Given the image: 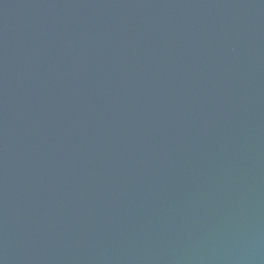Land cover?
<instances>
[{"label":"water","instance_id":"95a60500","mask_svg":"<svg viewBox=\"0 0 264 264\" xmlns=\"http://www.w3.org/2000/svg\"><path fill=\"white\" fill-rule=\"evenodd\" d=\"M0 264H264V0H0Z\"/></svg>","mask_w":264,"mask_h":264}]
</instances>
